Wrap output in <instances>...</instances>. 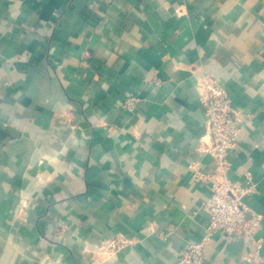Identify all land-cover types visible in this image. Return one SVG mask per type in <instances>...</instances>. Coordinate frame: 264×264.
Returning <instances> with one entry per match:
<instances>
[{"label": "crops", "instance_id": "crops-1", "mask_svg": "<svg viewBox=\"0 0 264 264\" xmlns=\"http://www.w3.org/2000/svg\"><path fill=\"white\" fill-rule=\"evenodd\" d=\"M216 86L244 118L225 169ZM224 178L262 219L204 264H264V0H0V264H177Z\"/></svg>", "mask_w": 264, "mask_h": 264}, {"label": "built area", "instance_id": "built-area-1", "mask_svg": "<svg viewBox=\"0 0 264 264\" xmlns=\"http://www.w3.org/2000/svg\"><path fill=\"white\" fill-rule=\"evenodd\" d=\"M137 99L128 97L124 106L133 110ZM207 134L210 146L206 149L217 162L218 167H227V156L236 144L237 136L244 118L229 104L223 89L216 86L206 99ZM248 189L235 185L225 178L212 185L210 199L203 204V209L209 215V224L205 235L200 241L190 242L179 252L177 264H204L205 247L216 234L227 237H244L253 241L255 232L260 225L262 215L252 213L251 218L246 214L249 208L243 202ZM118 245L113 243L112 247ZM250 264H257L248 258Z\"/></svg>", "mask_w": 264, "mask_h": 264}]
</instances>
